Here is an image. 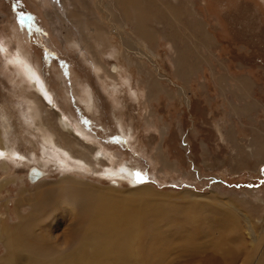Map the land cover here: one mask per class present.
Masks as SVG:
<instances>
[{
  "label": "rangeland",
  "instance_id": "374dc122",
  "mask_svg": "<svg viewBox=\"0 0 264 264\" xmlns=\"http://www.w3.org/2000/svg\"><path fill=\"white\" fill-rule=\"evenodd\" d=\"M63 1L71 8L0 0V42L22 49L55 114L114 154L88 169L45 155L27 121L34 95L0 53V128L9 124L5 141L22 154L0 159V264H264V0H153L143 23L151 43L111 0H90L83 13L106 29L93 53L77 22L65 20L73 38L64 37ZM114 28L150 59L124 50ZM45 122L61 129L55 115Z\"/></svg>",
  "mask_w": 264,
  "mask_h": 264
},
{
  "label": "bare ground",
  "instance_id": "6f19581e",
  "mask_svg": "<svg viewBox=\"0 0 264 264\" xmlns=\"http://www.w3.org/2000/svg\"><path fill=\"white\" fill-rule=\"evenodd\" d=\"M69 1L71 3V8L70 7L67 8L65 1H63V5L66 8L65 9L66 15L63 16V15H60L56 12L57 17L62 22L61 27H62V30L64 31L63 35L68 40L70 37L73 38V36H70V34H69L70 30L72 28H70V26H68L65 23V20L77 22L78 23L77 27H78V31L80 33L81 40L91 49L90 52L93 53L96 49L94 41L96 39L99 40V38L105 36L106 35V29L104 28V25L101 22L100 18L97 19V16L92 15L91 13L90 14H84L83 13V5L88 7L87 3H89L90 0H69ZM100 2H101V0H96V3L98 6L101 5ZM111 2H112V7L114 8V10L116 12V14H115L116 18L119 19L121 22H124L128 19H131L132 22L134 23L135 28H136L137 35H139L143 41H146V42L149 41L151 43L154 36H152L149 29L146 27L147 26V25H145L146 23L144 24L145 26L143 25V23H144V19L147 18V16L150 13H153L149 9V7L154 6V4L158 1H156L154 3L153 0H111ZM158 3H156V4H158ZM108 6H111V5H108ZM105 13H106V15H108L107 13H109V12L107 11ZM150 15L153 16V14H150ZM113 27H115V26H113ZM113 30L120 37V39L123 43V46L125 48L124 50H126L127 52H130L132 55H134L137 58L146 57V59H150V57L145 53V51L140 48L141 46L138 47V45H137L138 43L133 41L132 38L128 34H126V32L124 33L123 31L117 30L115 28ZM2 41L3 42H0V53L5 54L4 58L7 60V61L5 60L7 62L6 66L8 68L13 66V68L16 70V73L20 77L19 81L24 82L23 89L26 91L29 88L34 95L33 100H31V102L28 103V99H26L27 101L25 104V106H26L25 109H26V113H27V121H31L32 123H34L36 128L40 131V137L42 140L41 141V147H42L44 153L46 152L45 155L55 156L56 159H58V161H60L61 166L62 165L63 166L69 165L68 160H70L77 167L80 166V167L87 168V169L92 167V165H94V164L103 165L104 163H111L112 162V160H111L112 155L114 153L111 155L110 154L111 151L106 150L100 144H98L93 139V136H91L88 132H86L83 128H81L80 125H78V127L76 128L71 123V121L69 119H67V117L62 112L59 111V112H56V114L54 113L55 111L53 109L54 106L52 104V97L50 96L47 88H45L44 82L39 78L38 73L35 70V67L32 65V63L29 61V59H27V57L22 54V49H21V51L19 50L18 55L15 56L13 54L12 48L10 46L11 45L10 40L2 38ZM112 49L114 50V47ZM98 54L99 53L97 52L94 56L95 60H96L94 65L96 67L98 66L97 64L102 66V61H101L102 59L99 58ZM113 54L114 53H111V55H113ZM176 57H177V55H176ZM111 72L109 70L110 74H108V75L110 77L114 76L112 74L114 72H112V73ZM161 77H162V75H159V78H161ZM116 78H117V76H116ZM153 82L158 83L157 80H153ZM147 85H149V84H147ZM244 85H245V83H244ZM242 87H243V85H242ZM159 89H160V87H159ZM178 90H179V93L181 95L185 96V89L183 87L180 86ZM245 90H247V87ZM152 93H153V91H152ZM185 98H186V102L188 103V98L187 97H185ZM80 99L87 102L90 99V97H89V95L84 93L83 96L80 95ZM45 110H46V113H44ZM43 114H44L45 118L50 114L55 115L56 119L58 121L57 124L60 126L61 129H59L58 127L53 128L52 126L47 125L45 122V118H43V116H42ZM1 116L3 118V121H7V119H6L7 116L5 114H1ZM8 125L3 123L1 125V128H0V154H2V155H0V159L1 160L8 159L11 161L18 162V159L21 158L22 154L17 151L15 146L8 145L7 142L5 141L6 128L8 127ZM33 156L35 157V161H37V162L40 161L39 157L37 155L33 154ZM41 157H42L41 159L44 158L43 156H41ZM164 159H163V161H165ZM114 160H113V163H114ZM43 161H44V159H43ZM78 164H80V165H78ZM167 165H170V164L168 163ZM32 168H31L32 172L36 173L37 170H34L35 167H32ZM124 168L126 169L127 167H124ZM104 171L107 174L109 172H112L113 174H115L114 169L112 170L111 168H107L106 170L104 169ZM127 171H129V170H127ZM39 174H40V172H39ZM131 174L132 173L129 172L130 176H131ZM123 175H124V173H123ZM132 178L134 181L131 179V183L135 184L136 180L134 179V177H132ZM133 187H134L133 188L134 190L141 189V188H138L139 186L137 187V185H135ZM248 221H249V224H247V225H250V226L253 225L251 220L248 219ZM253 227L251 228L248 226V229H249V234L253 237V240H254L255 235L257 237V234L254 233ZM110 229H112V228H110ZM107 231L108 230L105 229L104 233H106ZM109 237L111 239L112 235H109L108 238ZM98 240H99V242L105 241V236H103V239H97L95 242L96 244H97ZM16 243H17V240H16ZM12 244H14L12 237L8 238V236H7V238L5 240V245L6 246H12ZM29 246L31 247V245H29ZM34 248L35 249H33V253L36 254L37 256L40 255V252H43V250L39 249L37 246H34ZM106 251H104L102 248H98L95 250V254L104 256V254L109 253ZM15 259H16V257L14 256V254H12L8 258H6V260H8V261H12ZM98 260L99 261L96 260L97 262L94 264H106L103 260H101V261H100V259H98ZM119 260H117V261H119ZM77 261H80V260H77ZM67 264H74V263L71 260V261H68Z\"/></svg>",
  "mask_w": 264,
  "mask_h": 264
},
{
  "label": "snow or ice",
  "instance_id": "6c2138e0",
  "mask_svg": "<svg viewBox=\"0 0 264 264\" xmlns=\"http://www.w3.org/2000/svg\"><path fill=\"white\" fill-rule=\"evenodd\" d=\"M0 155H2V154H0ZM135 175L137 176V178H139V175L140 174L139 173H136ZM261 183H264V181H262Z\"/></svg>",
  "mask_w": 264,
  "mask_h": 264
},
{
  "label": "crops",
  "instance_id": "0c3cea01",
  "mask_svg": "<svg viewBox=\"0 0 264 264\" xmlns=\"http://www.w3.org/2000/svg\"><path fill=\"white\" fill-rule=\"evenodd\" d=\"M258 132H264V129H263V130L261 129V130H259Z\"/></svg>",
  "mask_w": 264,
  "mask_h": 264
},
{
  "label": "water",
  "instance_id": "95a60500",
  "mask_svg": "<svg viewBox=\"0 0 264 264\" xmlns=\"http://www.w3.org/2000/svg\"><path fill=\"white\" fill-rule=\"evenodd\" d=\"M29 171H31V170L29 169ZM37 172H38V171H37ZM38 175H39V172H38ZM33 177H35V175H34ZM33 177H32V178H33Z\"/></svg>",
  "mask_w": 264,
  "mask_h": 264
}]
</instances>
